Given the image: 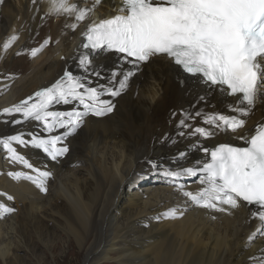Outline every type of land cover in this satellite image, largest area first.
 Returning a JSON list of instances; mask_svg holds the SVG:
<instances>
[{"label": "bare ground", "instance_id": "obj_1", "mask_svg": "<svg viewBox=\"0 0 264 264\" xmlns=\"http://www.w3.org/2000/svg\"><path fill=\"white\" fill-rule=\"evenodd\" d=\"M119 5V0H102L91 19L106 16ZM82 6L91 7V0ZM49 7V0H36L35 4L32 0H4L0 5V73L16 76L14 82L0 83V112L54 82L65 65L81 74L77 56L91 54L106 74L131 67L122 63L120 54L84 51L82 36L89 21L73 32L65 27L72 22L69 17L45 15ZM17 33L19 40L5 52L3 44ZM48 37L52 43L36 58L16 55L38 47ZM205 92L207 107L196 100L198 94ZM116 100L112 114L89 117L82 129L68 137L70 151L58 161H51L37 150L18 147L34 166L53 173L46 193L30 181H15L7 175L9 171L30 170L7 160L0 146V193L14 197V201H7L0 195V202L17 209L0 218V264L33 262L26 254L31 252L29 243L33 240L29 227L33 228L36 243L47 249L42 235L51 233L52 226L72 235L85 249L83 264H259L264 258V236L257 235L252 243L248 237L264 225L252 219L249 207L241 206L229 215L189 204L183 218L157 220L171 207H185V198L162 172L151 170L145 163L154 160L161 169L172 167L176 154L188 149L183 165L191 166L207 159L203 151L194 147L197 143L207 148L222 142L243 145L232 133H218L210 139L178 135L182 112L200 109L230 115L226 109L235 98L209 91L198 77H186L170 59L157 57L143 66L130 88ZM72 108L73 105L53 106L58 111ZM3 119L10 121L12 117H0V121ZM260 122H264V103L258 102L247 118L245 132ZM193 123L203 126L199 118ZM92 127L96 132L90 134ZM21 130L42 131L35 122L16 126L0 122V137ZM167 133L169 136L165 137ZM187 184L193 191L200 187L195 179Z\"/></svg>", "mask_w": 264, "mask_h": 264}, {"label": "snow or ice", "instance_id": "obj_2", "mask_svg": "<svg viewBox=\"0 0 264 264\" xmlns=\"http://www.w3.org/2000/svg\"><path fill=\"white\" fill-rule=\"evenodd\" d=\"M32 2L35 4L36 0ZM49 3L45 15L69 17L72 22L65 27L73 32L81 23L89 21L84 28L83 48L96 55L120 54L122 63L131 67L110 70L106 74L103 66L94 63V56L80 55L75 59L81 74L65 70L51 86L4 108L0 117L12 119L0 122L13 126L35 122L42 129L21 130L0 137L5 158L30 170L9 171L7 175L15 181H30L46 193L53 173L34 166L18 147L37 150L51 161H58L70 151L66 143L69 136L82 129L89 117L103 118L112 114L117 107L116 98L130 88L143 66L157 57H166L189 76L198 77L209 91L235 98L226 109L232 113L230 115L200 109L182 112L178 135L210 139L218 133H232L236 134L235 139L243 141V146L221 143L210 150L197 143L194 147L203 151L208 159L191 166L183 165L188 149L176 154L172 167L161 169L157 161L146 160L151 170L162 172L185 198V207H171L156 219L183 218L189 204L229 215L247 206L252 219L264 225V122L245 132L247 118L258 102L264 103V0H122L117 14L98 21L91 16L102 0H91V7L82 6L88 0H49ZM3 4L4 0H0V5ZM18 40V33L9 36L3 50L7 52ZM50 43L52 40L48 37L38 47L16 55L36 58ZM15 79V74L0 73V83ZM5 86L11 87L10 84ZM196 100L207 107L208 92L198 94ZM57 104L73 105V108L53 110ZM17 116L19 118H15ZM198 118L203 126L193 123ZM59 130L63 131L53 135ZM192 178L200 185L195 191L187 184ZM0 195L14 201L12 195ZM16 211L0 202V218ZM257 235L264 236V227H257L248 242H254ZM259 264H264V258Z\"/></svg>", "mask_w": 264, "mask_h": 264}, {"label": "rangeland", "instance_id": "obj_3", "mask_svg": "<svg viewBox=\"0 0 264 264\" xmlns=\"http://www.w3.org/2000/svg\"><path fill=\"white\" fill-rule=\"evenodd\" d=\"M88 132L93 134L96 132V128L92 127L88 130ZM0 176L2 177L1 174ZM65 212L66 211L63 208L62 213L64 214ZM67 215L69 216L68 213ZM52 228L54 229H52L51 233L42 235L44 242L48 244L47 249H45L42 244L36 243V235L34 231H32L33 228L29 227V233L33 240L29 243L31 252L26 254L28 255V259L32 257L31 260L33 262H30V264H83L85 249H82L78 242L72 238L73 236L68 234L66 231L55 228L54 226H52ZM53 245L54 247L51 249V246ZM19 251L25 253L24 250ZM33 254L36 256H31ZM33 257L37 260L35 261ZM25 261L28 260L25 259ZM106 264L115 263L109 262Z\"/></svg>", "mask_w": 264, "mask_h": 264}]
</instances>
